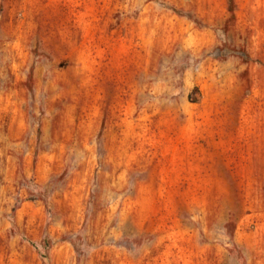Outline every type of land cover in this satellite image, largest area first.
Listing matches in <instances>:
<instances>
[{
    "label": "rangeland",
    "instance_id": "rangeland-1",
    "mask_svg": "<svg viewBox=\"0 0 264 264\" xmlns=\"http://www.w3.org/2000/svg\"><path fill=\"white\" fill-rule=\"evenodd\" d=\"M0 264H264V0H0Z\"/></svg>",
    "mask_w": 264,
    "mask_h": 264
}]
</instances>
